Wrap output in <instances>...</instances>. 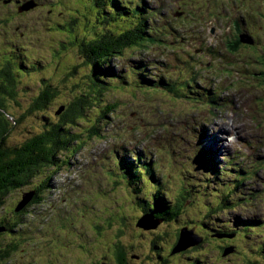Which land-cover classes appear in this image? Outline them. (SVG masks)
Here are the masks:
<instances>
[{"label":"rangeland","instance_id":"374dc122","mask_svg":"<svg viewBox=\"0 0 264 264\" xmlns=\"http://www.w3.org/2000/svg\"><path fill=\"white\" fill-rule=\"evenodd\" d=\"M35 1L41 4L39 8L23 13L13 5H0V72L10 62L16 81L15 96L5 100L6 112L12 116H6L10 128L5 144L8 150L43 132L49 123L60 122V114L56 113L59 106L71 103L76 91L90 84V68L77 52L78 45L69 42L71 35L66 30L74 26V33L81 39L99 31L122 33L133 22L131 0H115L129 7L127 13L112 3L98 7L96 0ZM145 1L154 9L162 8L148 18L151 33L145 32L160 42L126 49L123 55L106 61L109 72L102 75L106 72L102 65L98 73L105 83V89L97 94L100 99L93 100L85 121L80 119L70 127L72 133L80 135L81 144L62 151L57 166L44 169L29 185L4 198L0 223L14 225L16 231L0 236V240L17 243L21 233L25 246L23 255H12L9 263L22 260L21 264H91L105 253L106 264H117L118 260L109 262L108 255L113 241L118 240L127 245V260L139 254L138 259L133 258L139 264H192L195 258L206 264H248L256 260L264 264V235L257 232L264 229V82L260 74L264 70V0ZM220 3H225L226 11H219L225 8ZM101 8L103 11H99ZM237 8L239 11H235ZM180 11L182 14L176 15ZM120 13L127 16L121 17ZM235 17L255 42L241 41L228 62L217 54L219 37L216 34L214 38L210 32L218 25L235 35ZM184 32L188 35L183 36ZM204 42L212 46L208 56L199 55L208 50ZM237 59L240 64L232 63ZM207 64L210 66L206 69ZM241 70L246 73L240 74ZM217 78H224V82L218 83ZM151 79L164 84L153 87L147 82ZM120 80L127 86L116 85ZM44 84L55 92L57 88V95L47 110H40L44 112L29 111ZM225 90L247 93L249 116L256 125L255 131L248 134L255 137L246 148L249 155L232 163L224 155L219 158V143L212 142L224 139L219 131L223 124L228 134L234 128L238 134L236 129L247 114L241 101L234 99L242 100V96L229 97ZM226 101L232 102L234 110H229ZM98 117L100 135L93 136L97 130L89 133L87 129ZM140 134L157 140L151 143V138L148 144L129 151L128 143ZM211 134L213 138L207 137ZM230 139L234 140L224 139L226 144ZM242 142L239 138L234 153L241 154L246 146ZM212 146L214 165L210 161L208 166L204 155ZM253 149L258 150L255 156L250 155ZM118 157L129 158L125 164L130 174L127 179H138L139 194L133 193L120 176L123 169L116 162ZM110 170L116 174L112 176ZM36 187L41 189L39 201L25 211L18 231L19 215L14 208L24 192ZM184 192L189 200L186 205L182 201L179 208L175 204L176 214L170 220L147 229L138 225L139 219L155 207L156 193H161V203L172 209L174 198ZM227 192L237 201L231 198L233 202H228V198L227 205L222 204ZM138 199L148 205L140 208ZM203 224L241 230L250 227L248 224L256 226L226 241L215 239ZM184 227L203 237V242L185 254L172 253L178 230ZM228 244L235 245V255H223Z\"/></svg>","mask_w":264,"mask_h":264},{"label":"trees","instance_id":"16d2710c","mask_svg":"<svg viewBox=\"0 0 264 264\" xmlns=\"http://www.w3.org/2000/svg\"><path fill=\"white\" fill-rule=\"evenodd\" d=\"M131 1L134 3L133 0ZM96 2L98 3V7H103V5L107 3L106 0H96ZM108 3L114 4L116 7H118L125 13H127L126 11L129 8L124 3L120 4L119 2H116L114 0ZM161 10L162 8L152 9V7L147 5L146 2L143 3V1L134 3V7L132 8V11L130 13L131 19L133 20V22L122 33L111 35V34H108L106 31H102V32L99 31L95 36L88 37V38L82 37L81 39H79L77 34L74 33V29H75L74 26H71L69 30H66L68 32L67 35H71L69 42H73L78 45L76 48L77 52L82 57L83 63L87 64L88 67L90 68V73L88 74V78L90 79V84L87 86L86 89L79 88L76 91V95L71 100V103H69L70 102L69 101L68 102L69 104L67 103L68 105L62 104L59 106L56 113L60 114V117H61L60 122L49 123L47 128L43 132L36 134L32 137L30 136V138H28L25 142H23L19 147L17 146H15L14 148L8 147V148H11L9 150L5 146L7 135L10 130V128L8 127L9 121L6 116L8 117H12V116L9 115L8 112H6L8 110L5 105V100L9 96L10 97L15 96L16 81H15V72L11 70L10 62H8L5 65V67L2 68L0 72V207H3L4 198L10 192L29 185L30 180L33 177L40 174L44 169L57 166V161L59 159L58 155L62 151H68L73 144H76V147L81 144L80 135L78 133H72L70 131V127L72 125L77 124L78 120L80 119L84 118V121H85V119H87V112L89 111V106L93 105V102H95L93 100L100 99V97H97V94L100 95L102 92V89L103 88L105 89V83L101 80L102 79L101 75L98 74L99 72H101L100 70H101L102 65L105 66V70L103 71H106V72H102L101 74L106 76L107 72H109V65H106L104 63L106 61H109L110 58H112L113 56L123 55L126 49H135L138 47H144L146 44H149V43L158 44L160 40H158L156 36L149 35L151 33V30L147 28V20L151 16L153 15L155 16V13H157V11L159 12ZM99 11H103V8H101ZM175 11H177L176 8H175ZM104 13L106 12L104 11ZM125 13H120L119 15L121 17L127 16ZM102 17L105 20H109V17L106 14L105 15L102 14ZM99 28H102V27H99ZM145 32H148L149 34H146ZM240 41L241 39H239V35H238L236 41H232V43L227 42L229 50L231 51L237 50L239 47V43H241ZM263 56H264V53H263ZM226 59L230 61V57L228 55L226 56ZM232 63L240 64L241 62L239 61V59H237ZM262 65L264 66V59H263ZM92 68H94V70ZM239 72L241 74L246 73L245 71H242V70ZM260 74L263 76V82H264V70H262ZM147 82L153 87H156L158 84H164L163 82L156 81L154 79L147 80ZM166 82L167 81L165 80V84ZM187 83H189V80H187ZM45 84L44 86H42L41 92L34 98L33 104L30 107L29 111L36 110V112H44L40 110H44V109L47 110L49 108V104L51 103L53 99L54 94L55 96L57 95V92H58L57 88L55 92V89L46 87ZM118 84H121L124 87L127 86L122 80L116 83V85ZM75 86L81 87L79 83H76ZM143 87L145 88V86ZM170 89L172 90L173 88H170ZM208 92L211 93V89L208 90ZM215 97H216V94L214 93L210 97V99H212L213 101L215 100ZM62 106H64L65 108L63 110H60ZM58 111L60 112L58 113ZM99 118L100 117H98L94 121V123L91 124L90 127L87 129L89 133H92L93 129L97 130V132L93 133V136L100 135V129H98ZM16 121L20 122L19 119H17ZM205 152L207 154L204 155V158L208 160L209 162L208 166L211 165L210 164L211 162H213L212 164L214 165L213 159L215 158V151L210 153L208 150H206ZM247 154L248 153L246 151V148H243L241 151V154L240 152H237V153H234L233 155H227L225 159L230 161L231 163L232 161H237V160L242 161L241 159L245 160ZM257 154H258V150L256 149H253L250 152L251 156H255ZM208 156H210L209 159H208ZM129 161H130L129 158L127 160L124 157L116 158L117 164L121 165L120 167L121 169H123L120 172V176H122L123 180L129 186H131L132 192L137 195L140 193V188L137 186L138 179L136 182L134 181V179H130V178L127 179V177H129L130 174H128L127 167L125 164H127ZM263 161H264V158L261 161L264 164ZM254 171H258V170H253V173ZM109 172L111 173L112 176L116 174V172L113 170H110ZM236 181L240 183V179H237ZM33 190H36V194L34 195L33 199L23 209H21L18 212L15 211V208L18 207L17 205L22 200L23 195H22L21 200L17 203V205L14 208V211L18 213L19 215V220L17 224L18 231H20V229L22 228L23 216L25 214V211L30 206H32L33 204H36L39 201V198H38L39 195L37 196V190L40 193L41 189L39 187H36V188H33ZM155 195L158 198L155 202L156 204L155 207L152 208L151 212L144 214V215L146 214L152 215L151 217L153 221L150 219L151 221L150 225H152L153 223L155 224V222L157 221L161 222L163 220H166V221L170 220L172 216H175L176 214V212H173V210L175 209V204H176V208H179L180 203L182 201L186 205V203L189 200L188 198H186L185 192H184L180 196H176L174 198L173 208L169 209V204L167 206L166 204H164V202L161 203L160 201V199L163 198L161 196L162 194L156 193ZM155 195H154V200H155ZM229 196H231L229 192L224 194L222 197L221 203L224 205H227L225 203L228 200ZM231 198L235 200V197H230L228 202H233V201H230ZM137 203H138L137 205L140 208H144L148 205L145 201L141 199H138ZM147 224L149 225V222ZM248 225H250V227H242V230H241V229L232 228L230 226L212 228L207 224H203V226L205 227L204 229L215 239L221 238L219 236H226V234L225 235L219 234L222 231L228 233L227 237L235 238L237 236H242L246 234V229L256 226V225L251 226V224H248ZM0 227H6V230H4L3 232H0V236H5V235L10 236L16 231L15 229L16 226L8 225L5 222H1ZM141 228L145 229L144 227H141ZM182 229L183 228H180L178 230L177 240L175 242L174 247L178 245L177 243L180 238V233ZM187 230L190 231L189 229ZM257 232L259 235H264L263 228L257 230ZM21 235L22 234L20 233V236ZM195 236L196 235L193 234V241H195L196 239ZM4 243L8 244V248L4 249L3 247ZM113 243L114 245L111 249V253L110 255H108L110 257L109 262L118 260L116 262L117 264H129V262L132 263L131 261L132 258H129L128 260L126 259V254H125L126 248L125 247L127 245L124 244L123 242L121 243L118 240L113 241ZM156 243L157 241H154L153 245L155 247H158ZM188 243H190V240H184L183 242L184 245ZM195 245L196 243L189 246L187 249L183 250L182 252L194 250L196 248ZM19 247H20L19 239L17 243H10L9 241L6 242V241L0 240V262H6V264H11L9 263V260L11 259L12 255H18L15 252ZM223 251L225 254H230L233 251V245L228 244L227 246L223 248ZM262 255H264V247H263ZM121 257L125 259L123 258L121 259ZM245 257H248V256H245ZM248 264H260V261L258 260L250 261Z\"/></svg>","mask_w":264,"mask_h":264},{"label":"water","instance_id":"95a60500","mask_svg":"<svg viewBox=\"0 0 264 264\" xmlns=\"http://www.w3.org/2000/svg\"><path fill=\"white\" fill-rule=\"evenodd\" d=\"M10 0H6L5 2L7 3V2H9ZM37 6V2L35 1V0H29V1H27V2H25V3H23L22 5H20L19 7H18V11L20 12V13H22V12H24V11H29V10H31V9H33V8H35ZM246 35V36H245ZM242 34V36H241V38H242V41H244V42H247V41H249V40H247V38H248V35L247 34ZM252 42V41H251ZM65 107L64 106H62L61 108H60V110H63ZM60 111H58V113H59ZM36 194V190H30V191H28V192H25L24 194H23V198H22V200L20 201V203L17 205L18 207H16L15 208V211L16 212H18V211H20L21 209H23L32 199H33V197H34V195ZM152 215L151 214H146V215H143L141 218H140V221H139V223H138V225L139 226H141V227H144L145 229H147V227H149L150 226V223H151V221H150V219L152 220V217H151ZM153 221V220H152ZM149 222V225L147 224ZM158 223H160V221H157V222H155V224L153 223L152 225H155V226H157V224ZM4 230H6V227H1L0 228V232L1 231H4ZM193 231L192 230H190V231H188L187 230V228L185 227V228H183L182 230H181V233H180V238H179V240H178V245H176L175 247H173V250H172V253H177V252H181V251H183V250H185V249H187L189 246H191V245H193V244H197L200 240H201V238H198L197 236H195V241H193ZM184 240H190V243H188V244H186V245H184L183 244V242H184ZM183 241V242H182ZM183 244V245H182ZM181 245V246H180ZM179 247V248H178ZM176 248V249H175ZM182 249V250H181Z\"/></svg>","mask_w":264,"mask_h":264},{"label":"flooded vegetation","instance_id":"af4514ba","mask_svg":"<svg viewBox=\"0 0 264 264\" xmlns=\"http://www.w3.org/2000/svg\"><path fill=\"white\" fill-rule=\"evenodd\" d=\"M15 1H16V6H17V5L19 6V4H20L21 2H23L22 0H21V1H20V0H12L10 3H8V4H4V3H3L4 0H0V5L6 7L7 5L15 4ZM2 3H3L4 5H3ZM40 5H41V4H40ZM40 5H38V6H40ZM52 11H54V10L52 9ZM241 25H242V22L240 21V22L238 23V26L241 27ZM235 40H236V38H235ZM254 42H255V41H254ZM38 195H39V191L37 190V196H38ZM219 234H222V235H225V234H226V236H219V237H221V238H217V239H224V240H226V241H232V240H233V238L227 237L228 233H226V232H224V231L220 232ZM199 237H201V236H199ZM201 239H202V240H200V241L195 245V246H196L195 249H197V248L199 247V245H201V243L203 242V237H201ZM231 245H233V251H234V252H231L230 254H231V255H235V254H236V247H235L234 244H231ZM19 246H20V251L17 249L16 252H17V254L20 253V255H23V253L25 252L24 236H23V235H21L20 238H19ZM3 247H4V249L8 248V244H7V243H4V244H3ZM224 251H225V249H224ZM224 251H223V255H224ZM180 253H181V254H185L186 252H180ZM230 254H227V255H230ZM92 255H94V254H92ZM227 255H224V256H227ZM95 256H96V255H95ZM139 257H140L139 254H135V255H133V258L138 259ZM22 258H23V257H22ZM22 258H21V259H22ZM122 258H123V257H121V259H122ZM133 258L131 259L132 263L129 262V264H139V263H136L135 260H134ZM123 259H125V258H123ZM21 263H22V260H17L16 263H14V264H21ZM4 264H6V263H4ZM79 264H85V263H83V262H79ZM91 264H106V255H105V253H103V255L101 256V258H100V257L96 258L95 261L92 262ZM159 264H162V263H159ZM192 264H206V263H204L202 260H200V259H198V258H195V259H194V262H193Z\"/></svg>","mask_w":264,"mask_h":264},{"label":"bare ground","instance_id":"6f19581e","mask_svg":"<svg viewBox=\"0 0 264 264\" xmlns=\"http://www.w3.org/2000/svg\"><path fill=\"white\" fill-rule=\"evenodd\" d=\"M147 5H149L150 7H152V9H154V7L152 6V5H150V4H147ZM153 12H155V11H153ZM224 125V124H223ZM220 126L219 127V131L221 132L220 134H221V137H224V132H225V125L224 126ZM242 127H243V125H242ZM222 130V131H221ZM207 137H211V138H213L214 137V134H211V135H209V136H207ZM217 137V136H216ZM230 141H231V139H230ZM234 141V140H233ZM219 143V145H223V146H221V147H227L228 149H231L232 148V145L230 144V142L228 143V144H226V141H224V139H222V138H220L219 139V141L218 140H216L215 142L213 141L212 142V144L213 143ZM227 148H225V150H227ZM209 152H213L214 151V148H213V146L211 147V150H208ZM232 167V166H231ZM221 179V178H220ZM223 180V179H222ZM230 193V192H229ZM187 253V252H186Z\"/></svg>","mask_w":264,"mask_h":264},{"label":"clouds","instance_id":"9594fccd","mask_svg":"<svg viewBox=\"0 0 264 264\" xmlns=\"http://www.w3.org/2000/svg\"><path fill=\"white\" fill-rule=\"evenodd\" d=\"M4 1H6V0H4ZM39 1V0H38ZM111 1H113V0H111ZM115 1V0H114ZM117 2V1H116ZM221 5H224L225 6V3H220V6ZM20 6V5H19ZM24 12H27V11H24ZM20 13V12H19ZM23 13V12H22ZM158 85H161V84H158ZM1 228V227H0ZM187 228V227H186ZM188 229V228H187ZM189 230H192V229H189ZM193 231V230H192ZM1 232H3V231H1ZM194 234V233H193ZM198 238H201V237H198ZM17 251V250H16ZM15 253H17V252H15ZM4 263H6V262H2V264H4Z\"/></svg>","mask_w":264,"mask_h":264}]
</instances>
